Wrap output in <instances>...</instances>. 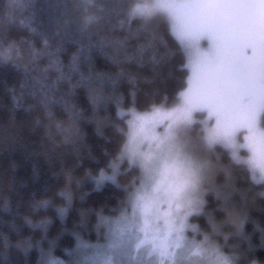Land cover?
<instances>
[{
    "label": "clouds",
    "instance_id": "1",
    "mask_svg": "<svg viewBox=\"0 0 264 264\" xmlns=\"http://www.w3.org/2000/svg\"><path fill=\"white\" fill-rule=\"evenodd\" d=\"M185 57L158 0H0V264H264L243 136L152 116Z\"/></svg>",
    "mask_w": 264,
    "mask_h": 264
},
{
    "label": "rangeland",
    "instance_id": "2",
    "mask_svg": "<svg viewBox=\"0 0 264 264\" xmlns=\"http://www.w3.org/2000/svg\"><path fill=\"white\" fill-rule=\"evenodd\" d=\"M158 2L185 49L188 77L176 102L152 116L205 113L209 136L235 147L241 134L248 167L264 173V0Z\"/></svg>",
    "mask_w": 264,
    "mask_h": 264
},
{
    "label": "trees",
    "instance_id": "3",
    "mask_svg": "<svg viewBox=\"0 0 264 264\" xmlns=\"http://www.w3.org/2000/svg\"><path fill=\"white\" fill-rule=\"evenodd\" d=\"M183 68L186 69V72H181V73H179L177 75V79H176V81H175V83L173 85L175 87V89H176L175 97L169 102V106H172L176 102L178 93L183 88H185V86H186L187 77H188V69H187V66H186V57H185V60H184ZM38 163L41 165V179L39 181H37L35 184H30L29 187L24 189V198L25 199H27L29 197V194H30V192L33 189L35 190L37 196L43 195L44 194V184H45V182H47L49 184H51L53 182L51 176L49 175V172L45 171V168L47 166L43 165L42 159L38 160ZM27 174L28 173H25V175H27ZM45 177H47V181H45ZM106 191H108V190L106 189ZM90 199H95V197H90ZM22 209H23V206H22ZM69 222H71V218L69 219ZM58 223H59V221H57V224ZM55 227H56V225H53V230H55ZM24 231L26 232V231H28V229L25 228Z\"/></svg>",
    "mask_w": 264,
    "mask_h": 264
}]
</instances>
